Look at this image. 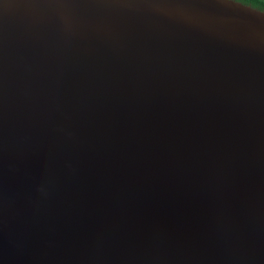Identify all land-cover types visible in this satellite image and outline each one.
I'll use <instances>...</instances> for the list:
<instances>
[{
  "label": "water",
  "instance_id": "95a60500",
  "mask_svg": "<svg viewBox=\"0 0 264 264\" xmlns=\"http://www.w3.org/2000/svg\"><path fill=\"white\" fill-rule=\"evenodd\" d=\"M0 264H264V10L0 0Z\"/></svg>",
  "mask_w": 264,
  "mask_h": 264
},
{
  "label": "trees",
  "instance_id": "16d2710c",
  "mask_svg": "<svg viewBox=\"0 0 264 264\" xmlns=\"http://www.w3.org/2000/svg\"><path fill=\"white\" fill-rule=\"evenodd\" d=\"M246 4H251L257 8L264 10V0H239Z\"/></svg>",
  "mask_w": 264,
  "mask_h": 264
}]
</instances>
